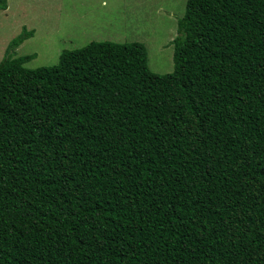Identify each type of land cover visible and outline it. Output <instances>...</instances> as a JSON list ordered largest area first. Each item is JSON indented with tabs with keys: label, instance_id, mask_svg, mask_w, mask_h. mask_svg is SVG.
<instances>
[{
	"label": "trees",
	"instance_id": "obj_1",
	"mask_svg": "<svg viewBox=\"0 0 264 264\" xmlns=\"http://www.w3.org/2000/svg\"><path fill=\"white\" fill-rule=\"evenodd\" d=\"M172 44L2 58L0 264H264V0H187Z\"/></svg>",
	"mask_w": 264,
	"mask_h": 264
},
{
	"label": "rangeland",
	"instance_id": "obj_2",
	"mask_svg": "<svg viewBox=\"0 0 264 264\" xmlns=\"http://www.w3.org/2000/svg\"><path fill=\"white\" fill-rule=\"evenodd\" d=\"M187 0H6L0 10V61L34 54L28 68L58 62L63 50L90 41L142 42L149 68L156 73L173 69L172 39ZM33 35L19 46L10 41L22 30Z\"/></svg>",
	"mask_w": 264,
	"mask_h": 264
}]
</instances>
